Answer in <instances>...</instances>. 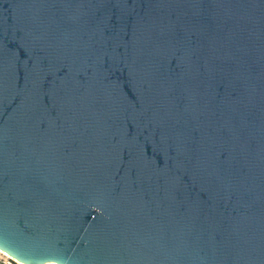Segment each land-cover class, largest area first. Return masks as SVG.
<instances>
[{
	"label": "water",
	"instance_id": "obj_1",
	"mask_svg": "<svg viewBox=\"0 0 264 264\" xmlns=\"http://www.w3.org/2000/svg\"><path fill=\"white\" fill-rule=\"evenodd\" d=\"M0 252L264 264V0H0Z\"/></svg>",
	"mask_w": 264,
	"mask_h": 264
},
{
	"label": "built area",
	"instance_id": "obj_2",
	"mask_svg": "<svg viewBox=\"0 0 264 264\" xmlns=\"http://www.w3.org/2000/svg\"><path fill=\"white\" fill-rule=\"evenodd\" d=\"M0 264H18L14 260L0 254Z\"/></svg>",
	"mask_w": 264,
	"mask_h": 264
},
{
	"label": "bare ground",
	"instance_id": "obj_3",
	"mask_svg": "<svg viewBox=\"0 0 264 264\" xmlns=\"http://www.w3.org/2000/svg\"><path fill=\"white\" fill-rule=\"evenodd\" d=\"M3 254V253H2ZM4 256H6V257H8V258H10L9 256H7L6 254H3ZM10 259H12V258H10ZM13 260V259H12ZM15 261V260H14ZM16 262V261H15ZM16 263H18V262H16ZM18 264H20V263H18Z\"/></svg>",
	"mask_w": 264,
	"mask_h": 264
},
{
	"label": "rangeland",
	"instance_id": "obj_4",
	"mask_svg": "<svg viewBox=\"0 0 264 264\" xmlns=\"http://www.w3.org/2000/svg\"><path fill=\"white\" fill-rule=\"evenodd\" d=\"M0 254H2L1 252H0ZM3 255V254H2Z\"/></svg>",
	"mask_w": 264,
	"mask_h": 264
}]
</instances>
